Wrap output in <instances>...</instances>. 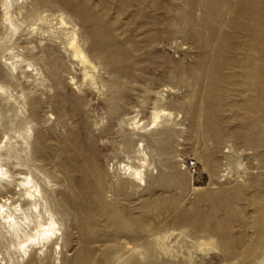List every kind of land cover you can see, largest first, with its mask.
<instances>
[{
	"label": "rangeland",
	"instance_id": "obj_1",
	"mask_svg": "<svg viewBox=\"0 0 264 264\" xmlns=\"http://www.w3.org/2000/svg\"><path fill=\"white\" fill-rule=\"evenodd\" d=\"M21 1L12 36L0 7V164L43 187L61 250L21 258L0 224L6 264H264V0H23L18 15ZM59 14L95 67L86 82L44 32ZM23 58L45 81L10 70ZM155 108L173 118L122 123ZM137 146L140 185L124 168Z\"/></svg>",
	"mask_w": 264,
	"mask_h": 264
},
{
	"label": "bare ground",
	"instance_id": "obj_2",
	"mask_svg": "<svg viewBox=\"0 0 264 264\" xmlns=\"http://www.w3.org/2000/svg\"><path fill=\"white\" fill-rule=\"evenodd\" d=\"M10 3H12V5ZM17 4L16 8H18L19 15L21 14V8L23 7V0L17 2ZM12 6L13 0H0V7L5 10L3 17H1V22H3V28L6 29L11 36L17 29L11 11ZM38 18L41 23H46L48 20L40 15ZM57 18L58 20L56 22H58V26L52 27L51 25H48V27L46 26L48 29L44 30V32H48L49 35L53 34L52 38H54L55 32H58L56 30L58 29L61 31L63 34L62 36L67 38L68 52L72 55V58L75 61H79L83 81L86 82L92 79L93 76L91 75V69L95 70V67L88 55L81 49L75 29L71 26L69 21L65 20V17L62 14L57 15ZM37 28L35 27L32 30ZM56 39L57 38L55 37V40ZM28 50L32 52L34 46L29 47ZM9 67L11 71H16V73L19 74L22 79H25L26 82H32L33 84L39 85L45 81L41 69L37 67V64L33 60L23 58L20 62L11 61L9 62ZM31 77H33V79ZM69 80L70 84H77V79H75V77H71ZM8 95V89L0 84V96L8 99ZM172 118L173 113L171 111L165 108L159 110L155 108L148 121H141V119H138L137 115H135L126 117V120L128 121L122 120V123H127L128 126L135 131H138L139 128L145 131V128L151 123L156 125L163 119ZM138 143L141 145V141ZM137 148L138 150H141L139 152L141 158L138 159L137 165L125 164L124 168L125 173H127V178L133 183L140 185L146 184L149 167H151L152 163L150 162L146 151H144L143 148L139 149V146H137ZM46 181V184H49L50 181ZM0 197V224L2 226V235H5L6 240L9 239L10 246L15 254H19L21 258L27 259L33 250L37 249L42 251L44 248L48 249L51 247L54 254H59L61 250L59 243V223L55 218V214L47 206L43 187L31 175V173L17 170L12 174L8 168L0 164ZM168 237L169 236L166 235L164 238L166 239ZM0 261H3V264H6L2 257H0Z\"/></svg>",
	"mask_w": 264,
	"mask_h": 264
}]
</instances>
